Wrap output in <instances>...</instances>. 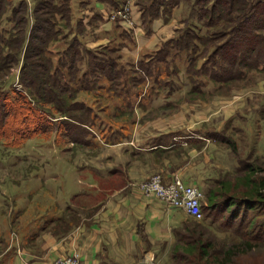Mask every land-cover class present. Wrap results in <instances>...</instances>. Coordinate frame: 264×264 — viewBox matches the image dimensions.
Segmentation results:
<instances>
[{
  "label": "trees",
  "instance_id": "obj_1",
  "mask_svg": "<svg viewBox=\"0 0 264 264\" xmlns=\"http://www.w3.org/2000/svg\"><path fill=\"white\" fill-rule=\"evenodd\" d=\"M86 1L78 0L79 7ZM93 1L112 10L125 4ZM180 2L142 1L143 25L172 15ZM195 8L205 27L225 29L202 35L198 27L189 26L137 64L123 66L120 52L126 40L119 41L132 38L127 31L96 51L84 49L82 35L103 21L100 13L75 18L73 0H0V143L19 149L30 139L53 134L56 142L61 138L88 144L92 136L107 144L120 143L128 136L101 112L112 110L111 119L130 113L125 108L139 99L148 82L147 92H171L178 60L187 61L186 73L198 90L209 82L239 80L245 71H264V0H196ZM201 55L205 61L198 70L196 58ZM15 67L20 69L17 83L16 78H6ZM82 93L96 99L99 108L80 100ZM96 127L99 134L93 131ZM243 168L238 166L244 176L232 184L220 182L202 206L203 220L235 233L239 242L223 245L209 234V226L186 224L173 249L176 264H241L264 249V176H259V167Z\"/></svg>",
  "mask_w": 264,
  "mask_h": 264
},
{
  "label": "rangeland",
  "instance_id": "obj_2",
  "mask_svg": "<svg viewBox=\"0 0 264 264\" xmlns=\"http://www.w3.org/2000/svg\"><path fill=\"white\" fill-rule=\"evenodd\" d=\"M28 1L32 3V0ZM87 1L83 5L84 8H80L78 0H73L75 18L80 17L84 13H86L85 15L88 14L89 17L97 13L96 1L92 0V4L89 2V5ZM142 1L145 0H125V4L121 9L125 8V6L130 7V18L129 20L127 19L128 21L123 22L127 27H132L133 24L131 19L132 7ZM195 1L181 0L175 12L172 37L178 35L180 30L183 32L189 26L198 27L196 32L202 35H212L225 29L224 26L205 27L204 22L198 20ZM109 11L111 13L116 10H111L110 8ZM87 21L88 19L85 20V22ZM90 31L94 30L88 29V32L82 35L83 46L86 48L90 47L89 49L96 51L97 44L95 40L97 37L102 44L106 40L101 38V36H96L94 33H89ZM216 45L215 43L212 44L210 52L214 50ZM204 61L205 59L202 55L196 58L198 70ZM121 64L124 66V62H121ZM178 65V75L172 76L175 82L172 88L173 92L162 96L163 98L169 97V99H162V97L157 99L159 100L158 105H156L154 110L143 111V113L138 114L128 113L114 119L109 118L113 114L112 110H110L108 112L102 111L100 116L106 121L113 123L118 129L124 130L122 132L129 139L134 136L138 127H140L139 134L144 133V135L150 133L145 127L151 128V126L170 128L172 126L197 124L198 127L208 128L211 139L206 144L212 143L211 145H213L210 152H208V157L211 158L210 163L204 165L203 160H200L203 157L197 156L192 158L195 165L184 171L185 178H188L194 185L196 184V187L200 185L203 187L202 191L205 198L202 204L206 206L208 191L218 190L220 182L232 184L244 176L238 166L241 165L242 169H244L243 166L245 164L259 167L261 170L259 176H264V71L262 68L245 71V75L239 80L226 83L209 82L203 86V89L198 90V88L194 87L191 79L189 80L187 77V61L185 59L178 60ZM19 70V67L13 68L6 78H16L15 81L17 83ZM192 80L197 79L194 78ZM201 80L202 77L198 81ZM150 83H146L145 88H149L151 86ZM164 93L166 92H163V95ZM88 97L86 98L82 93L78 98L88 102L90 105L92 104L97 110L100 106L99 103L91 95ZM167 100H170V102ZM114 101L117 102L118 100L114 98ZM204 106L207 107L208 111H216L212 114L215 116H210V118L205 120H201L203 118L199 119ZM225 108L228 109V113H225ZM93 131L96 134L100 133L99 127H96ZM215 134H218V136L214 137ZM89 139L91 143L88 144L73 143L70 140L61 138L56 142L55 134H53L30 139L19 149H6L0 143V257L7 255L13 249L11 247H16L18 250L21 248V244L18 243V231L20 233V230L25 227L20 224L26 221V218H21L23 211L30 210L34 212L51 203L53 206L54 200H49V198L57 199L64 208L66 203L67 205L72 203L71 205H74V207L79 206L80 210H82L85 205H88L89 200L80 201L76 204L74 199L71 200L75 193L81 190L83 191L82 194L87 192L88 184L93 182L99 186L107 185L106 178L99 177L94 173L95 168L105 167L114 170L116 175L114 178H110L111 180L113 179L110 184H122L120 182L124 181V178L120 174L123 173L124 169H128L129 167L127 168V166L136 159V155L133 154L132 143H126L125 146L110 149L94 144L92 136ZM124 140H127V138ZM204 147L208 150V147L203 145L197 146V149H203ZM191 148L193 147L188 146L177 155H168L167 159L171 156H176L177 159L190 158L186 149ZM129 160L130 162H128ZM146 163L147 161H144L143 164ZM148 168L143 167L141 175L160 174H151ZM118 175L120 177H117ZM139 183L130 181L131 186L137 189ZM148 198L156 197L148 196ZM159 201L167 207L173 208L165 202ZM16 222L17 224L14 225ZM212 222L211 219L199 222L190 218L183 226L171 231L173 235L172 244L159 243L158 250L153 253L144 246L142 252H138V249L133 251L135 252L134 256L131 255L132 252L127 251V258L124 263L176 264L173 258V249L178 243V235L184 231L186 224L195 226L196 223H202L209 226L207 228L209 234L214 237L215 241L223 245L228 246L239 242L240 238L235 233L226 231L219 224ZM7 245L11 246L8 249L9 251L7 250ZM241 264H264V249L258 250L255 254L244 258Z\"/></svg>",
  "mask_w": 264,
  "mask_h": 264
},
{
  "label": "crops",
  "instance_id": "obj_3",
  "mask_svg": "<svg viewBox=\"0 0 264 264\" xmlns=\"http://www.w3.org/2000/svg\"><path fill=\"white\" fill-rule=\"evenodd\" d=\"M95 7L98 10L96 12L102 15L103 21L97 23L93 29L89 28L94 30L89 33H94L106 40L102 44L98 37L94 39L97 48L109 44L115 36L119 38L123 31L132 34L131 39L124 37L119 41L126 40L123 41L125 46L120 52L121 62H124V65L137 64L144 56L159 50L164 43L176 37H172V34L178 7L174 9L172 15L162 16L149 27L143 25L140 2L132 7V27H127L120 20L111 21L109 17L112 12L110 13L105 4L96 3ZM117 32L119 33L116 34ZM89 48L84 47V49ZM187 77L190 80L189 75ZM171 81H173L172 78ZM155 92H147L145 88L139 99L132 106L125 108L126 112L138 114L143 111H152L158 105L157 99L170 94L173 90L170 92L165 89ZM163 92L166 93L163 95ZM162 99H169V97H162ZM224 111L228 113V109L225 108ZM210 112L204 106L199 119L205 120L215 116L212 114L216 111ZM145 129L150 133L139 134L140 127H138L132 138L116 144H107L100 138L93 140L94 144L110 149L132 143L136 159L130 165H126L129 168L124 169L120 174L124 178V181L120 182L122 184H110L113 182L110 178L116 175L114 170L105 167L95 168L94 173L106 178L107 185L99 186L93 182L88 184L87 192L82 194L81 190L75 193L71 200L74 199L76 204L89 200L88 205H85L82 210L79 206L71 205L72 203L68 205L66 203L64 208L57 199L49 198L54 200L53 206L51 203L34 212L23 211L21 218H26V221L20 224L25 227L20 230V233L18 231V243L21 244V250L7 245V250L10 247L13 249L7 251L8 256L0 257V264H28L27 262L50 264L58 258L75 254L79 256L81 264H125L127 251L132 252L131 255L134 256L133 251L138 249V252H142L144 246L153 253L158 250L159 243L172 244L171 231L183 226L191 217L182 209L169 208L156 198L146 197L139 189L131 186L130 181L142 183L148 180L153 175H141V172L143 167H149L148 171H151V174L160 173L165 183H170L179 177L185 185L193 186L194 183L185 178L184 171L195 165L192 158L197 156L203 157L200 160H203L204 165L210 163L211 158L208 157V152L213 145L206 144L210 141L208 136L210 131L208 128L198 127L197 124L170 128L151 126ZM200 145L207 146L208 150L205 147L197 149ZM188 146L193 147L186 149L190 158L177 159L176 156H171L167 159L168 155H177ZM128 152L131 154L130 151ZM144 161L147 163L143 164ZM198 188L201 191L203 189L201 185ZM16 224L17 222L14 223Z\"/></svg>",
  "mask_w": 264,
  "mask_h": 264
},
{
  "label": "built area",
  "instance_id": "obj_4",
  "mask_svg": "<svg viewBox=\"0 0 264 264\" xmlns=\"http://www.w3.org/2000/svg\"><path fill=\"white\" fill-rule=\"evenodd\" d=\"M109 18L111 21L120 20L122 23L128 21L130 18V7L125 6L123 9L113 11ZM138 189L147 197H156L173 208L184 210L189 217L196 221L200 222L204 219L202 211L204 193L196 186L185 185L179 178H175L170 183H165L163 177L160 174H156L148 180L139 183ZM27 263L30 264L29 262ZM51 264H81V262L79 256L75 254L58 258Z\"/></svg>",
  "mask_w": 264,
  "mask_h": 264
}]
</instances>
